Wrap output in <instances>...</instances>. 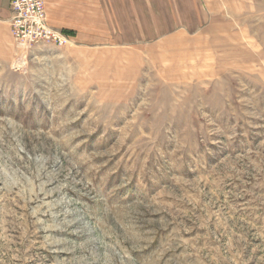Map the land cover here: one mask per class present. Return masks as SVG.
<instances>
[{"label": "rangeland", "instance_id": "rangeland-1", "mask_svg": "<svg viewBox=\"0 0 264 264\" xmlns=\"http://www.w3.org/2000/svg\"><path fill=\"white\" fill-rule=\"evenodd\" d=\"M213 1L140 42L0 22V264H264V0Z\"/></svg>", "mask_w": 264, "mask_h": 264}, {"label": "crops", "instance_id": "crops-1", "mask_svg": "<svg viewBox=\"0 0 264 264\" xmlns=\"http://www.w3.org/2000/svg\"><path fill=\"white\" fill-rule=\"evenodd\" d=\"M44 3L47 23L62 30L70 42L79 38L90 42V31L95 26L115 28L111 42L143 41L152 28H161L162 31L156 33L165 32L170 36L168 30L171 28L197 24L188 12H201L208 5L212 9L218 6V2L213 0H44ZM9 17L10 0H0V22L8 24ZM107 31L103 32L107 33L102 38L104 42L109 35ZM173 38L175 47L169 49V53L185 52L183 48L188 44L181 43L174 35Z\"/></svg>", "mask_w": 264, "mask_h": 264}, {"label": "built area", "instance_id": "built-area-1", "mask_svg": "<svg viewBox=\"0 0 264 264\" xmlns=\"http://www.w3.org/2000/svg\"><path fill=\"white\" fill-rule=\"evenodd\" d=\"M8 23L11 37L26 45L63 38L48 25L44 0H10Z\"/></svg>", "mask_w": 264, "mask_h": 264}, {"label": "bare ground", "instance_id": "bare-ground-1", "mask_svg": "<svg viewBox=\"0 0 264 264\" xmlns=\"http://www.w3.org/2000/svg\"><path fill=\"white\" fill-rule=\"evenodd\" d=\"M9 19V18H8ZM8 25H9V23H8ZM49 25V24H48ZM9 31H10V28H9ZM64 38V37H63Z\"/></svg>", "mask_w": 264, "mask_h": 264}]
</instances>
